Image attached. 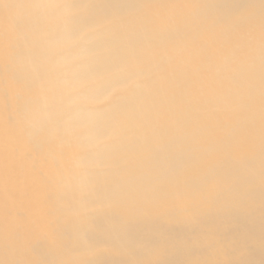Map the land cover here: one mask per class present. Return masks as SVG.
I'll use <instances>...</instances> for the list:
<instances>
[{
  "label": "bare ground",
  "instance_id": "1",
  "mask_svg": "<svg viewBox=\"0 0 264 264\" xmlns=\"http://www.w3.org/2000/svg\"><path fill=\"white\" fill-rule=\"evenodd\" d=\"M0 264H264V0H0Z\"/></svg>",
  "mask_w": 264,
  "mask_h": 264
}]
</instances>
